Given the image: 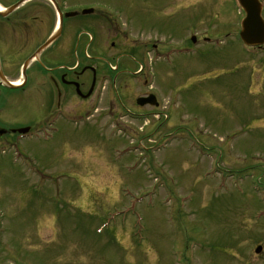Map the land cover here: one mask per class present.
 I'll return each instance as SVG.
<instances>
[{
  "label": "rangeland",
  "instance_id": "1",
  "mask_svg": "<svg viewBox=\"0 0 264 264\" xmlns=\"http://www.w3.org/2000/svg\"><path fill=\"white\" fill-rule=\"evenodd\" d=\"M117 5L125 37L98 35L129 69L114 110L50 129L47 96L4 95L31 130L0 137V264H263L264 47L244 50L237 0ZM19 71L0 65L5 87L42 83Z\"/></svg>",
  "mask_w": 264,
  "mask_h": 264
},
{
  "label": "flooded vegetation",
  "instance_id": "2",
  "mask_svg": "<svg viewBox=\"0 0 264 264\" xmlns=\"http://www.w3.org/2000/svg\"><path fill=\"white\" fill-rule=\"evenodd\" d=\"M119 1L0 0V9L22 2L6 17L0 15L1 67L11 78V70L18 71L20 68L19 72L23 75L24 65L29 62L25 75L31 78L30 72L33 71V75L43 78L42 83L32 86L31 90L23 85L11 89L0 80V129L5 130L3 134L0 133L1 138L4 134L13 133L14 129L9 128L7 113L6 116L4 114L5 94L36 97L35 89L41 98L47 96L48 103L45 108L41 106L45 112L36 116L42 121L38 124L40 127L51 124L57 110L63 112L65 116L62 119L68 123L75 117L85 118L104 100L113 105L116 103L114 97L118 91V80L114 76L119 74L118 70L126 73L129 69L121 67L119 60L103 51L109 42L98 35L105 36L106 30L110 32L114 36L110 43L112 47L119 42L121 35L125 37L116 14L127 13V10H120L117 5ZM89 8L93 10L85 12ZM54 32H58V35L47 47L50 51L47 55L45 50L42 51L39 58L34 60L36 51ZM82 32L90 34L93 40L87 36L83 41L77 40L76 35ZM89 49L92 54L86 55L85 50ZM127 82L124 78L122 87L127 88ZM106 91L107 97L104 96ZM50 108H53V112L49 111ZM55 123L58 124L59 120ZM13 138L17 137L13 135ZM8 142L10 144V140Z\"/></svg>",
  "mask_w": 264,
  "mask_h": 264
},
{
  "label": "water",
  "instance_id": "3",
  "mask_svg": "<svg viewBox=\"0 0 264 264\" xmlns=\"http://www.w3.org/2000/svg\"><path fill=\"white\" fill-rule=\"evenodd\" d=\"M240 2L243 8L246 9L247 14L242 24L241 40L252 46L264 44V19L261 17L262 8L259 0H240ZM153 100L155 103V97L151 96L139 99L138 102L146 104L147 102H153ZM27 131L28 129H22L20 132L24 133ZM261 249L262 247H258L256 251L259 252Z\"/></svg>",
  "mask_w": 264,
  "mask_h": 264
}]
</instances>
